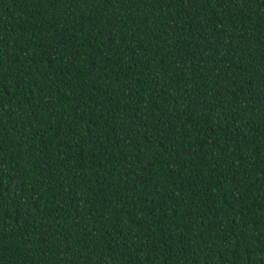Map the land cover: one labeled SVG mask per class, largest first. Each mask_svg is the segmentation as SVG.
<instances>
[{"label":"trees","instance_id":"trees-1","mask_svg":"<svg viewBox=\"0 0 264 264\" xmlns=\"http://www.w3.org/2000/svg\"><path fill=\"white\" fill-rule=\"evenodd\" d=\"M0 264H264V0H0Z\"/></svg>","mask_w":264,"mask_h":264}]
</instances>
